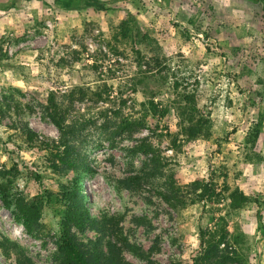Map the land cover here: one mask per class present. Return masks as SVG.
<instances>
[{
  "label": "rangeland",
  "instance_id": "374dc122",
  "mask_svg": "<svg viewBox=\"0 0 264 264\" xmlns=\"http://www.w3.org/2000/svg\"><path fill=\"white\" fill-rule=\"evenodd\" d=\"M60 1L0 0V171L12 173V195L45 198L42 229L33 235L15 206L0 197L7 264L18 258L60 264L65 233L85 250L97 246L99 234L90 225L81 230L67 219L74 183L87 191L89 218L113 224L101 248L115 245L128 264L189 261L211 238L225 239L220 249L227 264H264L263 4L100 0L105 8L97 10ZM130 16L159 45V64L154 53L143 52L140 67L131 47L113 41L112 29ZM141 74L155 76V94L137 91ZM104 85L108 102L76 101L70 108V120L83 126L78 147L87 163L85 179L46 169V153L22 135L29 130L45 143L59 140L36 94L53 92L68 105L75 88ZM186 94L195 96L198 115L213 121L209 140L177 135L187 120L181 114ZM105 112L131 129L114 134ZM146 147L154 153H145ZM145 174L149 180L141 192L129 187L132 177ZM198 180L211 189L201 201L192 197L186 206L172 207L160 194L169 193L172 182L187 186ZM237 189L255 202L234 208Z\"/></svg>",
  "mask_w": 264,
  "mask_h": 264
},
{
  "label": "trees",
  "instance_id": "16d2710c",
  "mask_svg": "<svg viewBox=\"0 0 264 264\" xmlns=\"http://www.w3.org/2000/svg\"><path fill=\"white\" fill-rule=\"evenodd\" d=\"M263 4L264 0H256ZM63 5L68 8H84L94 7L97 10L105 8V3L100 0H61ZM77 4V6H73ZM2 9H10V5L1 6ZM112 39L119 44H126L132 48V52L139 60H144L145 56L143 52L154 53L153 59L156 64H159L160 58L157 55L160 49L155 40L152 39L147 33H145L133 17H128L122 21L116 29H112ZM140 67L142 63L138 64ZM156 78L153 75L141 74L136 81V89L140 90L145 95L155 94L152 84L156 82ZM159 91H157L158 93ZM156 93V94H157ZM157 96V95H154ZM36 98L44 103L47 114L53 123V125L59 131V140L54 144H48L39 139V137L29 131L24 130L22 132L25 142L31 147L37 148L40 151L46 153L44 157L45 168L51 169L55 173L59 172H72L76 174L80 180H84L85 169L87 167L86 159L78 147L79 140L81 138L82 124L73 122L70 120V112L72 106L76 101H90L95 104L100 102H108L110 99V93L107 85L103 87H96L95 89L87 87H77L69 93L68 105L61 98H59L53 92L46 95L36 94ZM183 101L187 102L182 109V116L187 115L186 124L179 128L177 135L185 138L187 141L197 140H209L214 135V123L211 119L204 118L198 115V109L196 106L195 96L184 95ZM105 123L107 129L114 130V134H124L127 130L131 129V124L128 122H117L115 118L110 117L108 113H104ZM109 125V126H108ZM111 127V129H110ZM259 137V131L253 133L250 137L252 144ZM140 148V147H139ZM143 150V149H141ZM144 152V150H143ZM145 153L153 154L154 150L150 147H146ZM150 173L148 172V175ZM147 174L137 175L129 180V187L141 192L143 190V181L149 180ZM156 175V173H155ZM12 173L10 171H0V193L1 198L9 208L15 206L16 215L22 221L23 226L30 234H38L42 229L41 218L43 211V204L45 198L43 196H35L32 199H26L23 196H14L11 194L12 189ZM81 189H84L82 184ZM76 187L74 183L73 190L68 193V201H70L69 211L67 213V219L69 223L75 225L81 230H85L89 225L91 229L99 234L97 246L91 250H85L81 248L74 240L65 233L62 236L61 244L59 245L60 252V264H128L124 261L121 250L115 245L109 244L107 251H103L101 248L102 241L106 237V230L109 229V225L113 224L110 221H92L87 211L84 208L85 198L84 192ZM169 193H160L162 198L172 207L186 206L187 199L194 197V200L201 201L205 199L206 192L210 193L208 185H204L202 181L198 180L187 186H178L172 182L168 187ZM250 195L248 196L244 191L237 189L232 195L231 200L234 208L239 209L245 207L252 201ZM255 198V197H254ZM253 199V198H252ZM192 202H194L192 200ZM257 202V201H256ZM193 204V203H192ZM259 218H261L259 216ZM222 238L217 241L215 238H211L207 241L205 249H203L197 256L193 257L189 261H175L171 264H227L228 258L221 251L220 247L225 242ZM11 260L10 251L4 245H0V264H7ZM17 264H27L22 258L16 260Z\"/></svg>",
  "mask_w": 264,
  "mask_h": 264
}]
</instances>
